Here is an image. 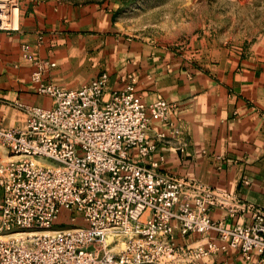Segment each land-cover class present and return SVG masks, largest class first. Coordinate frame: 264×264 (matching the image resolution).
I'll list each match as a JSON object with an SVG mask.
<instances>
[{"label":"built area","instance_id":"built-area-1","mask_svg":"<svg viewBox=\"0 0 264 264\" xmlns=\"http://www.w3.org/2000/svg\"><path fill=\"white\" fill-rule=\"evenodd\" d=\"M1 5L0 31L18 30V0ZM21 51L33 65L36 93L51 106L15 101L24 126L0 125L10 154L0 161V264H196L227 248L264 259V210L146 166L165 138L151 135L154 121L168 123L179 140V127L169 122L174 104L142 102L132 74L121 77L119 89L109 88L106 71L75 88L45 82L54 62L25 44ZM217 207L228 218L250 213L251 221L227 226L210 217ZM173 221L180 235L205 241L177 246Z\"/></svg>","mask_w":264,"mask_h":264},{"label":"crops","instance_id":"crops-1","mask_svg":"<svg viewBox=\"0 0 264 264\" xmlns=\"http://www.w3.org/2000/svg\"><path fill=\"white\" fill-rule=\"evenodd\" d=\"M113 27L110 8L71 0H25L18 30L0 31V125L24 126L25 114L15 101L51 106L49 97L35 91L33 65L21 51L24 44L54 62L43 80L62 87H78L106 71L109 88L119 89L121 77L132 74L142 102L161 97L174 104L169 122L180 129L177 141L170 137L168 123H152L151 135L164 132L165 138L157 142L146 166L264 210V53L254 48L191 58L151 43L131 42ZM6 153L0 150V157ZM226 212L217 207L209 215L225 218L230 227L251 221L250 213L228 218ZM173 228L179 247L205 241L199 234L180 235L175 221ZM173 263L190 264L184 259ZM196 264H264V259L260 261L256 252L244 259L239 250L227 248Z\"/></svg>","mask_w":264,"mask_h":264},{"label":"rangeland","instance_id":"rangeland-1","mask_svg":"<svg viewBox=\"0 0 264 264\" xmlns=\"http://www.w3.org/2000/svg\"><path fill=\"white\" fill-rule=\"evenodd\" d=\"M24 1L18 0V22ZM71 1L110 8L114 32L131 42L151 43L191 58L206 53L220 57L222 51L242 54L254 48L264 53V0ZM0 150L6 151L1 144ZM9 156L6 153L0 161Z\"/></svg>","mask_w":264,"mask_h":264},{"label":"bare ground","instance_id":"bare-ground-1","mask_svg":"<svg viewBox=\"0 0 264 264\" xmlns=\"http://www.w3.org/2000/svg\"><path fill=\"white\" fill-rule=\"evenodd\" d=\"M2 2H3V0H0V10H2L3 9V7L4 6H2L1 4H2ZM13 12H14V18H15V20H16V15H18V12H17V10L16 9H14L13 10Z\"/></svg>","mask_w":264,"mask_h":264}]
</instances>
